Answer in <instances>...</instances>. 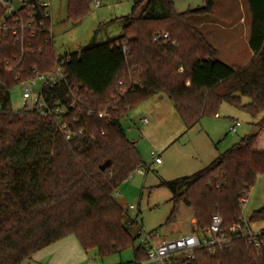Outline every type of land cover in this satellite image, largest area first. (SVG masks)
I'll use <instances>...</instances> for the list:
<instances>
[{
    "label": "trees",
    "instance_id": "trees-1",
    "mask_svg": "<svg viewBox=\"0 0 264 264\" xmlns=\"http://www.w3.org/2000/svg\"><path fill=\"white\" fill-rule=\"evenodd\" d=\"M92 1L67 0V21L80 23ZM248 3L253 57L238 70L217 60V49L191 23L212 15L215 0L183 13L176 11L175 0H134L130 14L116 19L121 35L65 55H56L45 32L27 36L23 44L0 40V264H25L68 236L100 257L133 245L140 232L131 233L136 223L114 194L147 166L123 120L161 94L187 129L204 116L218 115L222 103L261 116L253 132L207 167L159 186L172 193L167 223L186 206L196 220L195 232L204 233L220 215L223 231L232 237L230 246L215 252L201 248L180 264H264V231L250 237L232 230L245 227L243 207L264 174V0ZM164 33L168 39L154 40ZM60 59L75 97H81L69 115L70 140L36 106L11 108L12 89L50 71ZM67 92L65 85L42 89L50 101ZM263 220L264 208L254 211L249 223ZM134 251L136 261L122 264L146 261L144 247Z\"/></svg>",
    "mask_w": 264,
    "mask_h": 264
},
{
    "label": "rangeland",
    "instance_id": "rangeland-1",
    "mask_svg": "<svg viewBox=\"0 0 264 264\" xmlns=\"http://www.w3.org/2000/svg\"><path fill=\"white\" fill-rule=\"evenodd\" d=\"M95 1L90 4L87 16L73 25L67 21V0H50L53 12V49L56 55L75 53L89 44L102 43L121 35L122 24L116 19L130 14L134 0H100V6H96ZM202 2L203 0H175V9L183 13L198 7ZM224 2L222 0L220 7L212 15L193 19L191 23L217 49V60L238 70L246 67L252 58L243 30L245 25L240 24L231 29L230 23L240 20L242 10L237 5L235 14L230 15L231 8ZM244 4L241 1L240 6ZM42 87L43 82L37 80L33 86L34 95L40 94ZM23 89L24 85L19 84L11 91V108L14 111L33 107L31 99H23ZM217 113L218 117L204 116L192 129H187L168 97L161 94L141 102L125 117L123 125L127 137L136 143L143 165L149 168L147 172L144 167L143 173L137 170L133 172L114 194L129 219L138 214L136 224L131 225L132 234L142 229L145 233L158 234L157 241L194 234L196 220L191 208L181 206L176 220L167 223L172 210V193L159 185L162 181L190 176L204 169L242 137L253 132L254 124L261 118H253L228 103H222ZM145 119L148 123H144ZM237 122L240 126H236ZM153 154L159 156L163 163L156 164ZM130 206H135L136 210H131ZM262 208L264 174L258 177L243 207L249 234L264 228V220L249 223L253 212ZM140 244V240L136 239L133 245L122 252L106 257H100L94 249L88 251L87 257L90 264L134 262L137 259L134 250ZM181 260L179 257L173 264H180ZM142 264L153 263L144 261Z\"/></svg>",
    "mask_w": 264,
    "mask_h": 264
},
{
    "label": "built area",
    "instance_id": "built-area-1",
    "mask_svg": "<svg viewBox=\"0 0 264 264\" xmlns=\"http://www.w3.org/2000/svg\"><path fill=\"white\" fill-rule=\"evenodd\" d=\"M95 4L100 6V0H96ZM0 6L3 10V14L0 16V40L15 38L16 42L23 44L27 36L34 37L41 32L47 33L53 40V12L50 0H0ZM160 38L168 39L169 35L168 33L157 35L154 40L157 41ZM37 80L43 82L42 89L65 85L68 92L65 97L54 98L51 101L42 95V90L40 94L34 95L33 86ZM20 84L24 85L23 99L26 101L31 99L32 105L39 109L41 115L54 119L58 130L63 133L66 140H70L73 133L68 126L69 115L71 110L76 107L77 102L81 100V97H75V90L67 81L63 60H57L50 71L39 73L34 78ZM103 116V113H99L100 118ZM144 123H148V120L145 119ZM236 126H240V123L237 122ZM232 129L235 128L232 127ZM153 156L155 157V163L160 164V157L156 154H153ZM142 169L143 167H140L137 171L143 173ZM144 170L147 172L149 168L144 167ZM130 209L136 210V207L130 206ZM136 217H131L130 220L136 223ZM223 224V218L220 215H214L210 227L204 233L194 232V234L178 239L157 241L158 234L145 233L141 229L138 240H140V245L147 251V262L173 264L174 260L179 257L182 260L194 259L195 252L201 248H207L211 252H215L218 249L230 246L232 237L223 231ZM244 224L245 227L236 225L232 230L234 232L242 230L243 235L255 237L257 234H249L246 222Z\"/></svg>",
    "mask_w": 264,
    "mask_h": 264
},
{
    "label": "crops",
    "instance_id": "crops-1",
    "mask_svg": "<svg viewBox=\"0 0 264 264\" xmlns=\"http://www.w3.org/2000/svg\"><path fill=\"white\" fill-rule=\"evenodd\" d=\"M215 1H216L215 9H218L221 5L222 0H215ZM223 1H225L224 3H225V5H227L228 8H229V6L231 8L230 15L235 14V7L237 5L242 10L241 11L242 16H241L240 20L239 21L233 20L232 23H230V24H232L231 29H233L234 27H237L240 24L245 25L243 30L245 31L247 46L249 47V37H250V30H251V17H250V13H249L248 0H223ZM241 1H242V4H243V2L245 3L244 6L243 5L240 6ZM203 5H204V0H203L202 4L199 5L198 7H201ZM198 7H195V8H198ZM195 8H192V9H195ZM215 9H214V11H215ZM236 12H238V10H236ZM203 27L204 26H202V28ZM248 51L250 53V58H252L253 52L250 50V48ZM162 163L163 162H161L160 164H162ZM262 231H264V228L260 229L255 234L261 233ZM87 254L88 253H86L82 249L81 245L79 244V242L75 236H68V237L50 245L49 247L37 252L33 256L32 260L25 263V264H29L30 262H32V263L34 262L35 264H36V262L38 264H90L89 263V257H87ZM78 260H80V261H78Z\"/></svg>",
    "mask_w": 264,
    "mask_h": 264
},
{
    "label": "water",
    "instance_id": "water-1",
    "mask_svg": "<svg viewBox=\"0 0 264 264\" xmlns=\"http://www.w3.org/2000/svg\"><path fill=\"white\" fill-rule=\"evenodd\" d=\"M211 62H213V60H211ZM107 167V164H105L104 166H103V169H105Z\"/></svg>",
    "mask_w": 264,
    "mask_h": 264
}]
</instances>
